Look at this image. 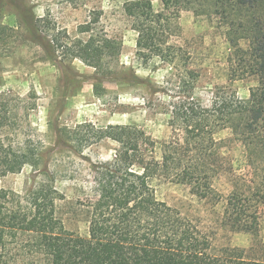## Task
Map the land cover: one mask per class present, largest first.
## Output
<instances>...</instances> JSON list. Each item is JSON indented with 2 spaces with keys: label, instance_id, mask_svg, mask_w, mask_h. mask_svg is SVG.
Here are the masks:
<instances>
[{
  "label": "trees",
  "instance_id": "obj_1",
  "mask_svg": "<svg viewBox=\"0 0 264 264\" xmlns=\"http://www.w3.org/2000/svg\"><path fill=\"white\" fill-rule=\"evenodd\" d=\"M124 8L138 32V54L146 60L160 57L172 66L185 56L181 46L170 42L173 34L181 35V13L218 18L234 48L233 77L255 76L258 85L247 99L217 91L211 106L191 93L180 94L172 117L180 133L164 142L160 153L157 142L134 125L98 128V141L111 138L119 148L113 161L94 169L99 195L87 207V235L68 229L59 216L64 197L49 172L36 176L25 193L1 186L3 176L38 164L39 156L0 140V264H12L26 253L32 259L24 264H262L247 259L237 247L216 250L213 237L198 221L157 197L152 181L163 177L185 183L208 197L214 188L207 169L222 164V141L216 133L230 129L245 148L248 168L233 179L220 221L232 230L258 232L264 204V0H130ZM99 17L79 26L87 38L63 41L54 35L53 47L95 67L100 82L108 78L119 83L120 68L110 64L119 58L122 42L104 29L96 31L93 24ZM189 71L192 90L197 74ZM63 131L66 137L76 133L64 128L59 139Z\"/></svg>",
  "mask_w": 264,
  "mask_h": 264
},
{
  "label": "rangeland",
  "instance_id": "obj_2",
  "mask_svg": "<svg viewBox=\"0 0 264 264\" xmlns=\"http://www.w3.org/2000/svg\"><path fill=\"white\" fill-rule=\"evenodd\" d=\"M127 1L0 0V140L39 156L38 164L3 176L1 186L25 193L36 176L40 179L49 172L64 197L58 204L59 216L68 229L82 235L89 229L87 207L99 195L94 169L113 161L119 148L111 138L98 141V128L134 125L157 142L160 153L162 144L180 133L172 124L180 94L191 93L202 105L211 106L217 91L247 99L258 85L255 76L233 77L234 48L219 19L193 11L181 13V35L170 39L183 48V61L172 66L160 57L144 59L138 54V32L125 12ZM155 5L158 8L159 2ZM98 16L96 31L104 29L122 42L119 58L110 64L120 68L119 83L108 78L100 82L95 67L53 47L54 35L63 41L87 38L79 26ZM247 43L241 41L243 47ZM189 70L197 74L192 90ZM64 128L76 133L66 137L63 131L60 140ZM216 137L222 141V164L220 169H207L214 188L208 197L163 177L153 179L152 185L160 200L198 221L213 237L216 250L237 247L247 259L264 264V204L257 233L232 230L220 221L233 179L241 177L248 164L245 148L230 129L218 130ZM23 255L12 264L32 259L29 253Z\"/></svg>",
  "mask_w": 264,
  "mask_h": 264
}]
</instances>
